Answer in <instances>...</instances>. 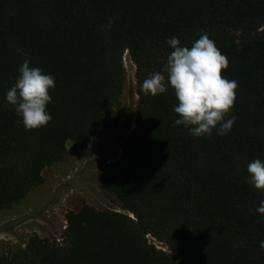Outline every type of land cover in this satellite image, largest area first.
<instances>
[{
    "label": "trees",
    "instance_id": "obj_1",
    "mask_svg": "<svg viewBox=\"0 0 264 264\" xmlns=\"http://www.w3.org/2000/svg\"><path fill=\"white\" fill-rule=\"evenodd\" d=\"M202 33L238 85L224 136L173 126L171 89L141 91L171 51L169 37L190 47ZM17 49L55 76L52 120L30 131L4 100L23 63ZM125 54L135 67L134 128L120 160L99 174L120 211L68 212L61 240L33 235L0 264H264L255 211L264 193L246 182L247 164L264 160V0H0V211L106 126L123 95Z\"/></svg>",
    "mask_w": 264,
    "mask_h": 264
},
{
    "label": "clouds",
    "instance_id": "obj_2",
    "mask_svg": "<svg viewBox=\"0 0 264 264\" xmlns=\"http://www.w3.org/2000/svg\"><path fill=\"white\" fill-rule=\"evenodd\" d=\"M165 43L171 51L167 54L160 71L149 74L141 84L145 95L155 97L169 89L174 93L176 103L173 112L177 114L173 126H183L193 137L227 135L236 121L232 112L236 100L237 82L222 75L228 67V60L207 33H202L191 46H184L176 36ZM23 63L18 68L15 82L5 92L4 100L18 117L26 131L47 126L52 115L47 111L52 101L50 90L55 89V76L45 73L40 67L32 66L30 57L22 49ZM246 182L257 192L264 193V160L259 158L247 164ZM256 213L264 216V199L259 201ZM264 250V240L259 242Z\"/></svg>",
    "mask_w": 264,
    "mask_h": 264
},
{
    "label": "rangeland",
    "instance_id": "obj_3",
    "mask_svg": "<svg viewBox=\"0 0 264 264\" xmlns=\"http://www.w3.org/2000/svg\"><path fill=\"white\" fill-rule=\"evenodd\" d=\"M126 83L120 105L106 126L80 152L65 156L46 168L43 183L22 201L0 211V256L23 246L31 236L61 240L66 214L84 205L96 210L120 211L114 199L103 190L100 171L121 158V147L134 128L135 67L125 54ZM71 147V143H67ZM158 249L162 243L147 237Z\"/></svg>",
    "mask_w": 264,
    "mask_h": 264
}]
</instances>
